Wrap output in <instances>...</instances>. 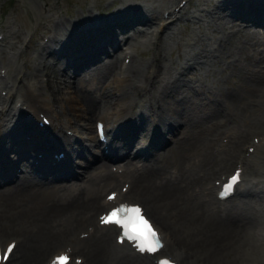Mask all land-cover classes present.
I'll list each match as a JSON object with an SVG mask.
<instances>
[{"label": "bare ground", "instance_id": "obj_1", "mask_svg": "<svg viewBox=\"0 0 264 264\" xmlns=\"http://www.w3.org/2000/svg\"><path fill=\"white\" fill-rule=\"evenodd\" d=\"M22 1L24 5L30 7L31 3L29 4V2L33 3L36 0ZM217 1L219 0H215V2ZM220 1H223V6L232 14L230 20L237 22L236 18H239L245 21L244 25L247 28L254 26L261 31L256 28V30L250 31L248 43L254 40V45L251 48L247 44L237 43L238 39L235 42L229 41L230 33L223 34L225 43L228 40L227 47L223 46L224 50L226 52L232 51L228 54L230 59L226 58L225 62H228V65L238 63L237 68L239 66L244 67L242 73H247V75L243 76V80L241 79L236 87L213 94V88L205 77L192 76L194 63H188L192 57L185 58L186 64L181 65V69L173 75L171 69H166L160 64L161 55L165 48H168L167 38L169 35L165 37L166 30L169 29L167 23H171L176 18L175 13H173L175 7L164 6L169 16H165V18H163V12L159 9V13H157L155 6L149 1L147 3L143 1L125 2L124 6L116 5L114 12L103 18H97L95 11L92 13L89 8L85 7L84 9L87 10L83 13L87 18L77 23L71 21L70 23L74 24L73 31L66 27L65 18L59 17L55 20L49 18L48 22L56 36L55 42L63 41L64 33H73L80 44L77 45L79 48L93 47V51L82 54L69 52L67 54L72 56L71 62L67 60L58 62L49 55L48 61L45 63L49 69L45 70L41 69L40 66L43 65L39 62V59L44 57L41 54L42 42L38 43V48H32L28 56L34 54L36 60L32 59L34 62L30 66L32 70H35V75L42 77L41 81L44 85L42 93L45 96L41 95L40 89L35 91L31 81L23 80L17 83L15 81L8 83L6 78L9 77L17 76L23 79V75L20 73L21 68L16 64V58L18 59L21 54L23 55L26 47L31 46L28 45V37L22 41L23 38L17 36L21 29L13 28L6 22L0 24V90L4 89L5 91L3 95H0V119L9 121L6 126H0V134L3 135V139L0 140V147L5 140L11 138L13 125L12 120L9 119L15 115L16 120H23L25 117L20 106L13 109L14 103L18 100L29 107H32L34 102L42 103V108L45 110L49 108L52 111V120H59L62 114L66 116L67 110L64 106L66 109L72 110V116H67L66 121H69L67 124L73 127L72 136L69 138L74 143V146L67 150L63 159L56 160L52 165L42 164L49 171H57L59 179L63 182L62 185L54 188L53 192L48 189L32 190L27 184L19 185L23 188L12 190H4L0 185V230L6 232L14 230L20 234V236L17 234L18 236L12 238V241H16L13 247V249L16 248V255L13 258L15 260L10 261L11 264H35L49 244L57 239L64 240L59 246L66 245L77 255V258L81 259L79 264H152L146 255L139 256L125 247L115 246L109 239V232L105 230L107 228L103 230L97 222H94L97 210L100 211L105 206L103 198L99 194L100 191L112 187L115 188V194L120 195L116 187H118L117 183L121 179L130 181L126 190L127 193H134L136 198H142L145 211L150 210L157 217L160 226L163 227L159 229L162 233L165 232L163 233L165 245L167 244L172 248L173 253L177 251V254L183 257V264H264V153H259L260 146L256 147L257 157H250L249 154L242 156L246 162V167L251 168L253 166L252 169L258 174V181L254 185L259 187V190L253 184L248 183L245 178L243 183H240L243 187L237 189L242 197L238 200H231L235 197L228 198L227 207L222 211H219L217 206L210 209L208 206L212 203L210 199H204L186 191L190 182L203 180L202 183H204L213 176L217 178L216 174L225 170L230 161L236 159L235 156L239 157V154H235V156L233 154L237 152L240 146L237 140L229 141L227 138V136H231V133L226 136L224 142L221 139L224 134L220 137L218 147L212 145L214 142H211L209 134L218 133L217 129L222 126L225 129L228 123L232 124L229 129L233 128L237 122H241L238 120L242 114L244 117L254 118V116L249 115H253L255 111H258L257 107L264 105V46L260 47V45H264V16L260 15L259 9H253L255 0H249V7H242L239 0ZM40 3L36 7L40 6ZM188 3L189 0H186V5ZM91 4L93 8H99L100 0L99 4L98 0L91 1ZM114 4H116L114 0H107L103 6ZM159 6L163 7L162 4ZM248 9L250 10L247 13L252 15L242 16V12ZM218 11H221L219 4L214 9L213 15L216 16ZM37 13V15L35 13L33 15L39 18V12ZM221 13L224 14L223 11ZM84 15L81 16L82 19L85 17ZM182 15H184V10L183 12L180 11L179 16ZM154 18L156 20H153ZM150 21H158L159 33L155 32L150 41V26H145L140 35L146 38L144 41L148 44L155 43L154 54L152 50V55H157L153 58L157 61L155 66L149 64L145 67L143 61L138 60L136 62L134 59L136 58L134 47L136 45H134L135 42L132 44L129 41L128 48L134 50V56L130 50L125 54L129 53L128 56L132 57V61L126 65L122 75H112L115 65L120 61L119 56L121 57L124 53L117 52V43L121 41L113 40L114 37H111L113 28H119L118 26H130L129 28H131ZM95 24L105 26L107 32L103 33L93 29ZM87 27L89 29L85 30ZM235 28L238 31L241 26L238 29L237 26ZM21 35L23 36V34ZM61 37L62 39H60ZM22 44H24V48ZM143 46L144 50L147 49L146 44ZM147 50L149 51V49ZM200 50L202 51L201 55H204L206 48L202 47ZM93 61H98L94 63L96 64L94 67L83 68ZM251 66L253 67L251 68ZM189 70L191 75L187 74ZM127 72L129 75H126ZM162 74L166 76L164 81L161 78ZM65 77L70 78L68 84ZM81 79H85L86 82L81 83ZM113 85L115 86L112 90H116L115 93L110 92ZM184 90L192 92L196 97L203 95V99H207L206 107L210 108L208 109L210 112L203 115L209 121L212 129L206 137L189 140L191 134L190 125H187V121H189L187 118H189L192 110L189 108L191 105H183V96V99H179L180 93ZM60 91L64 96L60 95ZM206 91L211 96H205ZM14 96H17V99L12 101ZM173 98L177 100L172 103L173 107H176L177 103L183 106L179 110L176 108L175 115L178 114L176 119L172 118L174 116L171 115L169 108L165 107L168 100ZM70 101H76L79 105L74 106L75 104L70 103ZM116 108V113L112 114L110 120L113 121V118L118 114L124 113L125 117L119 127H114L117 129L109 137L110 147L123 151L122 154L117 153V158L125 161V163L128 159L126 156L131 151L137 150L139 156H144L142 164L144 166L139 172L123 174L122 177L111 176L106 173L109 166L100 162L99 158L93 162L94 158L90 152L88 153V148L82 149L79 148L81 145L77 146L79 134L85 145L90 146L91 143H95L98 146L99 142L90 135V120L97 117L103 120L108 119L109 114ZM157 112H160V115ZM161 115H164L163 123L160 124L161 137L157 136L144 146L139 141L140 138L150 130V124L154 118L162 119ZM146 116H148L147 120H150L149 125L148 121L145 123ZM261 117L264 120V113L261 114ZM170 120L171 123L168 122ZM109 126L108 124L107 131L110 134L113 128ZM183 128L188 129V135L184 139L182 137L174 138L177 132H180V135L176 136H181L184 131ZM229 129L225 132H228ZM244 135L245 131L237 137H241L242 141ZM133 136L132 142L131 137ZM15 137L19 138L15 139V144L26 145L23 137L20 138L18 135ZM121 138H127V140L122 141ZM177 141L182 142L180 148L184 150L185 154V156L182 155V159L171 155L176 149L175 147L172 148V145ZM155 142L166 143V145L155 151L153 149ZM61 145L59 144V146ZM99 145L101 144L99 143ZM261 145H264V142ZM36 147L38 146L30 148L29 153L27 151L20 152L18 154L20 159H28L30 154L32 157H37L39 152L36 151ZM166 147L171 150L170 155L163 153ZM150 149L154 150L153 154L150 153ZM124 155L126 156L124 157ZM76 157L77 159H75ZM42 158L45 161L46 155L42 154ZM150 158L152 159L150 160ZM78 164H82L86 169L87 176H84L85 178L72 170V166ZM20 177L26 179L22 175ZM34 186L40 187L37 183ZM201 186L200 188H202ZM45 187L51 188V186ZM26 206L33 208L28 209ZM90 230L92 231L89 232ZM79 233H83L85 236L80 238ZM80 241L82 244H77Z\"/></svg>", "mask_w": 264, "mask_h": 264}, {"label": "rangeland", "instance_id": "obj_2", "mask_svg": "<svg viewBox=\"0 0 264 264\" xmlns=\"http://www.w3.org/2000/svg\"><path fill=\"white\" fill-rule=\"evenodd\" d=\"M37 1V2H36ZM34 1L36 3L33 4L32 2H29V4L31 3V6L28 7L26 5H24L23 1L22 0H1L0 1V24L3 22V23H7L9 26L11 25L13 28H19L21 29V32L19 31L18 33V37H22V38H27L28 37V45H32V42L35 41V39H41L42 35L46 34L47 32L44 31L46 29V26H49L47 25L48 22V19L50 18H54V15L56 12H61L64 13L63 11L65 10V13L67 11V8L69 9H81L84 7V4H85V1L84 0H36ZM92 1H95V0H92ZM107 0H100V6L101 4H104ZM115 3H116V0H114ZM136 1H143L144 3H147V1H149L151 4H153L155 6V8L157 9L158 8V5L159 3L161 2V0H136ZM215 1V0H214ZM15 2V3H14ZM42 2V3H40ZM157 2V3H156ZM191 2V1H190ZM194 2V1H193ZM17 3V4H16ZM40 3V6L36 7L38 4ZM98 3H99V0H98ZM28 4V3H27ZM42 4V5H41ZM15 5V6H14ZM33 5V6H32ZM193 6L192 2L190 5H186L187 7H190V6ZM18 6V7H17ZM76 6V7H75ZM99 6V7H100ZM185 6V7H186ZM194 7V6H193ZM41 8V9H40ZM49 9V10H48ZM108 9L110 10L111 9V5H108L107 7V11ZM32 10V12H31ZM39 10V11H38ZM42 10V12H41ZM54 10V11H53ZM58 10V11H57ZM20 11V12H19ZM34 11V12H33ZM18 12V13H17ZM39 12V18H37L36 16L33 15V13H37ZM43 13H46L45 15ZM64 13V14H65ZM159 13V12H158ZM218 18L215 19L214 23L212 22L211 24H209L207 27L203 26L202 29L196 27L197 26V22L194 21L193 22V25H188V26H185L183 23H185V20L184 19H180L178 20L177 22L175 21L172 25L173 27V30H175V32L173 33L174 38L172 40V42H170V40L168 39L169 43H168V48H165V50L163 51L162 53V61H160V64L163 65V67L166 69H171V72H172V75L177 73L180 69H181V64L179 63L178 65V62L182 60V57H184L185 55V52H183L182 54H180L179 56V53H176V48L175 46L183 49L182 47H184V49H186V52H194L191 56L193 57V59H189L188 60V63H194L193 66H194V71L192 72L193 73V77H195V75L198 77H205L206 78V81L208 83H210V86H212L213 90H212V94L213 93H217V92H220L221 90H224V89H230L232 87H236L239 82H241L240 80L242 79L243 80V76L244 75H247V73H242L244 69V67L242 68L241 66H239L237 68V64H234V65H228V62L226 63L225 62V59L228 58L230 59V57L228 56V54L232 51H225L224 49L227 47L228 45V40L229 41H234L238 39V42L237 43H242L244 45H248V47H252L254 45V40L250 41V31L252 29H258L259 31H261V29L257 28V27H254V26H249V28H247L246 25H244V23H238V22H233L232 19L230 20V17L229 18H226L225 15H223L221 13V11H218ZM38 14V13H37ZM36 14V15H37ZM42 14V15H41ZM48 14V15H47ZM41 18V19H40ZM44 19V20H43ZM218 20V21H217ZM226 20V21H225ZM234 20V19H233ZM228 21V22H227ZM40 22V23H39ZM43 22V23H42ZM216 23V24H215ZM218 23V24H217ZM222 23V24H221ZM232 23V24H231ZM50 24V23H49ZM228 24V25H227ZM46 25V26H45ZM223 25V26H222ZM226 25V26H225ZM233 25V26H232ZM235 25V26H234ZM222 26V27H221ZM237 26V29L238 27L241 26V28L236 31V27ZM177 27V28H176ZM196 28V29H195ZM229 28V29H228ZM244 30H243V29ZM191 29V30H189ZM221 29V30H220ZM229 30L230 31V38L228 40H226L227 42L225 43V41L223 40V36L227 34V31L226 30ZM255 29V30H256ZM196 30V31H195ZM243 30V31H242ZM247 30V31H246ZM217 31V32H216ZM224 31V32H222ZM39 32L42 34L41 36L39 35ZM245 32V33H244ZM205 33V34H204ZM214 33V34H213ZM226 33V34H225ZM248 33V34H247ZM23 34V36L21 35ZM189 35V38H188V44H185V37L186 35ZM210 34V35H209ZM219 34V35H218ZM224 34V35H223ZM215 35V36H214ZM218 35V36H217ZM235 35V36H234ZM238 35H242V36H238ZM0 36H1V33H0ZM217 39V37H219ZM222 38V39H221ZM240 38V39H239ZM1 39V37H0ZM197 39V41H196ZM202 39V40H201ZM216 39V40H215ZM234 39V40H233ZM248 39V40H247ZM195 40V41H194ZM210 40V41H209ZM214 40V41H213ZM177 41H179V43H177ZM206 41V44L207 47L209 48V50H207L204 54V56H202L201 54L202 53H199L200 50L198 47H200L202 45V43ZM213 41V42H212ZM247 41V42H246ZM181 42V43H180ZM197 42V43H196ZM201 42V43H200ZM220 42V43H218ZM175 43V44H174ZM177 43V44H176ZM214 43V44H213ZM185 44V45H184ZM211 44V45H210ZM217 44V45H216ZM227 44V45H226ZM121 46H125L123 48H128V43L126 45V43L124 44V42H122L120 44ZM144 45V44H143ZM142 44H136L135 47V51H136V59L135 61L138 62V60L140 61H143L144 64H145V67L146 65L148 66L149 64L152 65L154 63L153 60L151 59L150 55H146L145 53L148 52V50L146 52H138V50H141V47L143 48ZM182 45V47H181ZM222 45V46H221ZM121 46L120 48H118V50L121 51ZM225 48H224V47ZM264 45H260V47H262ZM22 47L24 48V44H22ZM218 47V48H217ZM30 48V49H29ZM196 48V49H195ZM130 49V48H129ZM26 51H24L23 55L21 54L18 59L16 58L17 60V65H19V67L21 68V72L22 74L25 76L27 74V77H25L26 79H30L31 81H33V85H34V82H35V74H33V72L35 70H32L31 67H29L26 63V60L28 58V53L29 51L31 50V47H26L25 49ZM28 50V51H27ZM170 50V51H169ZM129 51V50H128ZM127 51V52H128ZM169 51V52H168ZM220 51V52H219ZM121 52H124V51H121ZM138 52V53H137ZM198 54H197V53ZM219 52V53H217ZM125 53V52H124ZM149 53H151L152 55V50H149ZM195 54V55H194ZM207 54V56H206ZM210 54V55H209ZM224 54V55H223ZM177 56V57H176ZM189 57V55H187ZM209 56V57H208ZM46 57V62L48 61V58L47 56ZM221 57V58H220ZM44 58V57H43ZM43 58H40L39 59V62L41 64V59ZM196 58V59H195ZM200 62H199V60ZM220 60V61H219ZM197 61V62H196ZM45 62V63H46ZM98 61H93L91 62L89 65L83 67V68H89V67H94V63H96ZM184 63L186 64L185 62V59H184ZM199 63V64H198ZM225 63V64H224ZM235 66V67H234ZM253 66H251L252 68ZM163 68V70H164ZM43 69H48V66H43ZM26 71V72H25ZM192 71V70H191ZM190 70L188 71V75H191L190 74ZM165 74H162L161 75V78L162 80H166V76H163ZM38 76V77H37ZM36 78L39 79L40 75H37ZM44 77V76H43ZM71 77V76H70ZM136 77L137 74H136ZM9 78H12V77H9ZM8 78V79H9ZM42 77H40L41 79ZM65 81L67 82L68 84V79H70L69 77H65ZM72 78V77H71ZM24 79H22L21 77H16L13 79V81H15L16 83L18 81H23ZM159 80H160V77H159ZM40 81V80H39ZM109 82V80H107ZM81 83H85V79H81L80 80ZM160 82V81H159ZM42 83L40 82H36L35 85H34V88L35 89H38V85H40ZM144 86V85H142ZM44 89V85L40 91L41 95L42 96H45L44 93H42V90ZM4 91V89H2ZM63 90H64V87H63ZM181 96H179L180 98L179 99H183L184 97V103L183 105L184 106H189L191 105L189 108L192 110L191 113H190V116L189 118H187L189 121H187V125H190L189 129H190V141L192 140H195V139H199V138H203V137H206L208 135V132L210 131V129H212L209 121L207 120L206 117H204L203 114L205 113H209L210 108L206 107L207 106V99L204 98L203 99V95H196L193 94L192 92H187V90H184L182 93H180ZM60 95L61 96H64L62 91H60ZM211 96V94L206 91L205 92V96ZM183 96V97H182ZM254 97V96H253ZM15 100V99H14ZM174 101H177L175 98L173 99H170L168 100V103L165 105L166 108H169L170 110V113L172 116V118H175L177 115H175V112H176V108L177 110L183 108L182 104H178L177 103V106L176 107H173L174 105L172 104ZM209 102V101H208ZM164 103V102H163ZM137 107V105H135ZM135 107V108H136ZM206 109V110H205ZM137 111V110H136ZM242 112H244L242 110ZM257 111H255L253 113V115H249V116H254L255 113ZM158 115H160V112L158 113ZM243 116V114H242ZM148 116L145 117V123L147 122L148 125H149V122L150 120L148 119ZM178 118V116L176 117ZM175 118V119H176ZM240 119V118H239ZM105 120H107L105 118ZM241 121V122H240ZM240 123H242V119L239 120ZM244 122V121H243ZM184 123V122H183ZM245 123V122H244ZM186 124V123H185ZM147 125V124H145ZM232 124L228 123V125L226 126V128L224 129V127H220L219 129H217L219 132L216 133L217 135H219V140H220V137L225 134L229 127L231 126ZM92 126V124H91ZM251 129L250 132L246 133L245 132V135H244V139L243 141L245 142H242L241 141V137H237L235 136L237 133L236 131L233 132V135L229 138L230 140L234 141L235 139L237 140L238 144L242 147L239 146V148L237 149V152H243V154H245L247 151H246V148H245V145L247 143V140L249 139L251 133H252V128L253 126H250ZM86 129L84 128V131ZM183 133L181 134V136H175V137H182L183 139L185 138V136L188 135L189 131L187 128H183ZM245 131V130H244ZM76 132V131H75ZM78 133V132H77ZM180 132H177L176 134L177 135H180L179 134ZM236 133V134H234ZM211 134V133H210ZM210 134H209V137H210ZM228 134V133H226ZM78 135V134H77ZM82 135V134H81ZM212 135V134H211ZM248 136V137H247ZM174 137V138H175ZM236 137V138H234ZM224 138V137H223ZM222 138V139H223ZM211 139V138H210ZM246 139V140H245ZM79 140H82V137H80V134H79ZM218 140V141H219ZM240 140V141H239ZM141 141H144V139H142ZM224 142V141H223ZM181 141H177L175 142L173 145H172V148L175 147L176 149L173 150V153L171 155L179 158V159H182V155L184 154V150H182L180 148V145H181ZM159 145H161V143L159 142H155V145H154V148L155 151L161 149V147H158V149H156V147ZM220 142H215L214 141V144L212 143V145L214 146H219ZM243 144V146H242ZM164 146L166 145L163 144ZM163 148V147H162ZM241 148V149H240ZM245 148V149H244ZM185 149H186V146H185ZM163 150V149H162ZM240 150V151H239ZM170 151L169 149H167V147L163 150V153L165 155H170ZM237 152L233 153L234 156L235 154H237ZM149 153V151H148ZM150 153L153 154L154 153V150H151L150 149ZM255 153V151H253L251 153V155ZM232 154V155H233ZM177 155V156H176ZM143 156V155H142ZM185 156V154H184ZM144 157V156H143ZM152 158H150L151 160ZM237 159V158H236ZM236 159H232L228 165V167L225 169L226 171H228L230 169V164H234L235 161H237ZM172 160V159H170ZM174 161V160H172ZM148 162V161H147ZM144 166V165H143ZM88 169V168H87ZM142 169V167H141ZM140 169V170H141ZM170 169H173V168H170ZM248 170H249V167H248ZM225 171V172H226ZM85 173L83 175H80L82 176L83 178H85L84 176H87V173H86V169L84 171ZM215 179V177H214ZM193 186V184H192ZM105 190V189H104ZM130 196L133 197L132 194H129ZM244 196V195H243ZM131 197V198H132ZM242 197V195H238L236 196L235 198L231 199V200H238V198ZM138 201L142 202L143 205H144V202H143V199L142 198H136ZM145 206V205H144ZM264 207V206H263ZM26 208L28 209H32L33 207H29V206H26ZM264 210V208H263ZM151 214V216L153 218H155L159 228H163L160 226V222L158 221L157 217L154 215V213L152 211H147ZM163 233H165L163 231ZM17 232H15L14 230L13 231H3V230H0V238L2 236H10L11 238L13 237H16V236H20V234H18ZM1 241V240H0ZM64 240L63 239H57V240H53L51 244H49V246L47 247L46 251H44L39 259L37 260V262L35 264H41L43 262V259L45 257V255L48 253V251L55 245V246H59L61 243H63ZM54 246V247H55ZM53 247V249H54ZM12 254V253H11ZM16 255V249H15V252L12 254L11 258L9 261L5 262L4 264H11L10 261H12V259L14 258V256ZM15 260V259H13ZM73 264V263H72Z\"/></svg>", "mask_w": 264, "mask_h": 264}, {"label": "snow or ice", "instance_id": "obj_3", "mask_svg": "<svg viewBox=\"0 0 264 264\" xmlns=\"http://www.w3.org/2000/svg\"><path fill=\"white\" fill-rule=\"evenodd\" d=\"M232 177L231 183L227 186L226 190L231 188L238 178ZM113 197H109L112 199ZM103 224H115L122 229V236L120 242L123 243L124 239L134 241V247L140 252L154 253L160 247V238L157 232L153 229L152 225L142 215V210L139 206H126L121 205L110 211L108 214L101 217ZM8 253H11L12 246H9ZM68 256L66 254H59L53 261V264H68Z\"/></svg>", "mask_w": 264, "mask_h": 264}]
</instances>
